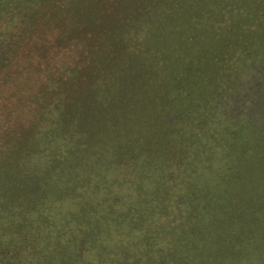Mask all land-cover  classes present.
<instances>
[{
    "label": "rangeland",
    "instance_id": "374dc122",
    "mask_svg": "<svg viewBox=\"0 0 264 264\" xmlns=\"http://www.w3.org/2000/svg\"><path fill=\"white\" fill-rule=\"evenodd\" d=\"M68 1H74L68 16H74L81 2ZM46 2L0 0V99L8 107L6 99L13 100L2 95L4 74L17 80L14 86L29 73L42 79L35 69L43 70L56 55L55 63L63 60L59 66L78 65L79 82L64 103L50 106L49 88L39 97L20 96L22 106L14 108L9 153L0 160V264H264V161L240 166V147L256 144L264 150V68L246 70L240 60L232 63L240 57V44L234 45L240 20L229 16V1L116 2L118 11L130 5L134 12L130 30L121 35L128 49L139 46L143 76L129 72V64L122 76L115 49L108 61L102 52L86 63L63 56L68 50L60 46L76 39L57 38L58 31L44 34L50 27L47 21L40 26L41 18L57 15ZM36 9L46 11L31 14ZM117 10L104 23H115L113 40L126 16ZM83 34L96 30L87 27ZM216 54L230 58L224 63V84L206 103L209 93L191 96L195 79L185 63L207 64L206 58ZM29 57L33 67L22 70ZM163 57L174 61L172 71ZM83 81L101 96L87 122L76 101L72 104L82 94ZM24 86L12 94H25ZM199 103L208 105L201 110ZM29 140L28 164L20 171L9 169L10 176L21 172L24 178L3 177ZM227 145L238 156L219 158L218 148ZM94 176L101 183L91 184ZM20 209L34 217L43 214L45 229L51 225L48 218L53 221L57 237L25 238L34 235L31 226L4 229L1 225L12 222Z\"/></svg>",
    "mask_w": 264,
    "mask_h": 264
},
{
    "label": "trees",
    "instance_id": "16d2710c",
    "mask_svg": "<svg viewBox=\"0 0 264 264\" xmlns=\"http://www.w3.org/2000/svg\"><path fill=\"white\" fill-rule=\"evenodd\" d=\"M147 1L156 2L158 0H147ZM210 1L212 2L215 0H210ZM227 1H229V4H227V6L230 7V9H227L229 16H233V17L237 16V19L240 20V24H238V27L234 28L236 35L239 34L240 36L234 44L236 46L240 44V52L236 53L240 57L233 59L232 63L234 62V64H237V62L240 60V68L242 66H245L246 70L249 69L250 67H253V68L263 67L264 68V60L262 58L257 59L260 56L261 49L264 48V0H240V7L238 6L239 0H227ZM73 2L74 1H68V0L67 1L66 0H47L46 2L48 3L47 6H49L50 10H54L55 12H57V15H54L53 18L42 17L40 20L41 22L40 26L45 21H47L48 22L47 27H50V29L44 33L45 35H47L48 33H52L54 31H58V33L59 32L60 33L57 38L61 39V38L67 37L69 38V40H72L73 38L76 39L75 44L70 43L69 46L63 44V42L58 44V45H65V46H60V47H63V50H68V52H63V56H69L72 54L71 57H73L75 59L74 61H77V63H86L90 61L92 57L95 58V56L99 52H102V53H107V56L105 57V59H107L108 61L109 57L112 56V53H114L113 49H115V53H117V59H120L122 63V67L121 69H119V72L122 74V76L126 74V71L123 68V66H128V64L129 66H131V68L129 67L130 68L129 72L133 73L135 70H137L138 73H140V75L143 76V67H142L143 60L141 58V50L139 46H137V44H134V47H132L131 49H128L127 48L128 40L125 35H121L122 32H126V30H130L129 22L131 23V20L129 19L134 13L131 9V6L130 5H129L130 7L123 6V9L118 11L116 7V2H119V0H78V2H81L79 12H77L74 16L72 15L68 16V11H67L68 4H72ZM182 2H185V0H182ZM181 8L182 6L180 7V9ZM114 10H117V12H119V14L121 15H123L126 11V16L124 20H119L118 31H120L119 32L120 35L115 40H113L112 36H110L112 34V28L115 23H113V25L108 24V26H104V23L106 22V17L111 16V12H113ZM37 11L39 10L36 9V11H34L31 14L43 15V13L46 10H44V12L42 11L41 13ZM179 14H180V11L178 15ZM136 19H138V16ZM149 23H151V25L154 24L150 20L148 21L147 24ZM92 26H93V30H96V34L92 36L83 34V32L87 29V27H92ZM145 26H148V25H142L141 28H144ZM173 33H174L173 30L169 31L170 37ZM145 37L146 36L143 37L141 42H144L143 40L145 39ZM200 42H203V40H201ZM121 45H126V46L122 47ZM198 45H199V42L198 41L195 42L193 46V50ZM69 47H71L72 50H70ZM234 53L230 55L232 56L234 55ZM226 56L227 54L211 55L206 58L207 64L206 63L192 64L190 61H187L188 59L186 60L187 62L185 64H186V67H188L187 72L192 74L193 78L195 79L194 89L191 94L192 97H195L194 96L195 92L198 94L209 93L207 96V101H206V103H209V99L215 96L214 94L219 92L220 87H222V85L225 82L223 79L224 78V74H223L224 63L227 61L228 58H230ZM58 58H59V55H56L53 58H51V60L47 62V66H45L43 70L35 69V74L41 73L43 75L42 79H40L39 77L32 78L29 76V74H32V73H29L27 74V76H24L23 81L20 82L21 85L16 84L15 85L16 87L13 85V81L17 82V80L14 79L10 81L12 74H4L3 82L5 83V85L3 83L2 95L4 94L6 96L12 95L11 98H13V100L6 99L9 101L8 105L10 107H8L7 105L3 104V100L5 99L4 98L0 99V160L3 157H5L6 153H9L8 144L13 134L9 131L8 128H9V125L12 124L13 121H15L14 111L19 110L22 106L23 98L20 96L26 95V97H28L29 95L33 94L39 97V96H42L44 91H48L50 88L51 89L49 91L50 93H48L52 97L50 106L59 105L60 103H64L67 101V100L65 101L64 95L67 94L68 90L75 89L76 86L78 85L79 81L77 80V78L74 77L75 75L77 76L79 73L78 65H75L74 67H63L62 65L59 66V64L63 63V60L59 61L58 63H55ZM163 58H164V61L167 62L168 70L172 71L173 70L172 64L174 61L170 59V57H163ZM246 59L247 60L249 59V62H245ZM28 60H29L28 65L22 66V70H27L30 67H33V64L31 63V60H32L31 57H29ZM212 60H215V61L209 62ZM109 63L110 62H108L107 64ZM190 66H193V67H190ZM234 67L235 66L233 65L232 69H234ZM240 75H241V72H240ZM90 77L87 78V81H89ZM101 82L102 81L99 80L96 85L99 86ZM25 83L28 84L27 86L28 88L23 90L24 92H26L25 94H22L21 90L18 94H15V95L12 94L13 89L19 90L21 88H25L24 86ZM196 84L198 87L197 90L195 89ZM8 85L12 86V88L9 89L7 87ZM60 86L62 89H65L64 94ZM80 86H81L82 94L81 95L77 94V97L73 100L72 104L74 105V102L76 101V106H79L78 109H81V113L84 114V120L87 122V121H90V119L93 120V116L91 113L94 110L93 105L94 103H96L98 99L101 98V96L98 94L97 92L98 90H91V88H87V82H84V81L81 82ZM120 91H121V95H123L124 91L123 90H120ZM89 104H90L91 110L86 112ZM199 105H201L200 109L203 110L208 104L205 107H204L205 103L203 104L199 103ZM96 110L97 109H95V111ZM92 120L90 123L93 124ZM84 125H86V123H84ZM106 129H107V124H105L104 127L100 128L98 133H101L105 131ZM207 139L211 141L212 138L210 136ZM31 140H29L26 144H23L24 148L22 152H18V154L15 153L16 154L15 161L5 166V171H3V175H4L3 177L5 178L11 177V179H13L14 182L18 181L19 179L21 180L24 178L21 172H18V173L15 172V174L10 176L9 169L20 171V170H23L26 164H28L27 160L31 158L29 154L30 150L28 147L29 142ZM5 147H6V150L3 152L2 149ZM231 148H233L231 147V145H227V147L218 148L219 158L222 157V155H226V157H235V155L238 156V151L231 150ZM223 149H225V151L222 154ZM210 151H211V156L215 157L217 155V151L215 152L213 149ZM53 160L54 159L50 157L49 162L52 164ZM248 161H257V164H259L260 166H263L262 161H264V150H261L260 147H258L256 144L255 145L251 144L250 146H247L246 149L240 147V166L243 168V165ZM96 177L97 176H94L91 184L101 183L102 179L96 178ZM51 182L56 183L55 178L52 177ZM260 187H262V183ZM41 191L42 190H39L38 192H41ZM56 193L60 194V191L58 190ZM248 201L249 203L252 202L250 199H245L246 203ZM253 201L257 203L261 202V200L260 201L253 200ZM263 204L264 203H262L261 205ZM18 213L19 215L15 216L12 222H7L5 225H1V226L7 231L9 230L12 231V227H14V224H15L14 228L16 229L18 228V230L21 229V226L22 227L31 226L34 229L33 234L35 236L31 234L29 235L30 237L26 235L25 238H34V239L39 238V237H45L48 240L50 239L52 240V239H55L58 233L60 232L57 228V225H54L53 221L50 222L49 218L47 222L51 223V225H48L49 227L47 229H45L42 226L41 221L45 219V216H43V214L37 215L36 217H34L33 214L29 212L28 214L25 215L24 213H27V212L25 211L22 212L21 209L18 211ZM3 223L4 222H2L1 224ZM37 224H38V227H36ZM20 236L22 237V235ZM88 237H90V235ZM9 242H12V239H10ZM9 245H12V243ZM101 248L104 249L103 247ZM37 251L38 250H35V252Z\"/></svg>",
    "mask_w": 264,
    "mask_h": 264
}]
</instances>
